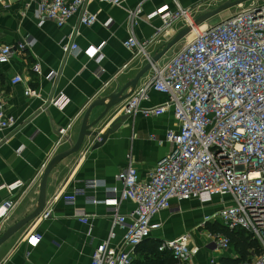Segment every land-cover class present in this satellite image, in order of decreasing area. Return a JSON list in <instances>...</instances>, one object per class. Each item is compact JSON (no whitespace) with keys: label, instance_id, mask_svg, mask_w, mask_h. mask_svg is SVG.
I'll return each mask as SVG.
<instances>
[{"label":"crops","instance_id":"obj_1","mask_svg":"<svg viewBox=\"0 0 264 264\" xmlns=\"http://www.w3.org/2000/svg\"><path fill=\"white\" fill-rule=\"evenodd\" d=\"M225 1L126 0L122 7H114L93 0L89 10L99 15V22L93 27L79 25L78 17L63 28L52 21L39 25L37 0H23L8 9H0V44L33 42L31 48L15 53L8 63L0 64V95L8 115L16 120L11 130L0 132V206L9 197L1 186L22 184L13 194L18 204L2 233L36 209L46 166L53 157L76 143L90 105L109 93L116 83L125 84L134 79L148 64V56L153 57L162 51L186 25L183 21L176 22L169 33L148 48V56L136 55L124 46L131 31L134 30L139 41H145L152 38L155 29L162 24L159 17L149 20L158 9L168 6L171 11H176L179 5L189 10L190 17L195 20ZM138 9L142 13L133 27L130 13ZM71 39L80 48L75 57L62 51ZM178 46H182L181 43L157 64L166 65L178 51ZM98 47L101 53L94 54ZM36 64L41 65L42 76L32 72ZM52 73H57V77L51 79L49 75ZM17 76L24 81L14 85L12 81ZM152 77V72L146 74L136 91L144 89ZM28 88L36 89L39 96L28 97ZM59 93L64 94L62 107L49 106L42 110L45 101ZM166 101V95L150 90L143 107L160 106ZM103 111L104 108H95L89 123L96 121ZM114 116L115 112H111L103 124L92 129L106 137L104 144L96 146L93 143L95 138H86L80 152L62 161L48 178L47 206L60 191L67 195L76 194V203L57 202L53 216L47 220L36 219L5 242L0 247V264H91L94 250L107 240L112 229V214L103 204L106 187L118 186V174L130 163L142 179H147L172 150L165 141L167 132L179 129L172 111L149 119L141 116L118 119ZM69 125L68 135L58 146L59 130ZM95 182L105 186L95 188ZM92 199L100 203L94 204ZM180 206L181 214L171 216L162 212L156 218L163 227L148 241L162 244L190 234V247L196 251L198 264H211L212 259L220 264H237L239 256L233 247L218 252L210 245L213 225L199 227L206 216L218 211V201L203 206L197 200H190ZM134 209L132 202H124L119 213L126 216ZM80 211L86 214V218L76 217ZM116 232L114 244L123 236L120 229ZM140 247L142 245L136 250V260L142 262L148 256L140 251ZM149 259L153 260V257L150 255Z\"/></svg>","mask_w":264,"mask_h":264},{"label":"built area","instance_id":"obj_2","mask_svg":"<svg viewBox=\"0 0 264 264\" xmlns=\"http://www.w3.org/2000/svg\"><path fill=\"white\" fill-rule=\"evenodd\" d=\"M22 1L0 0V9ZM92 1L37 0L36 17L39 25L52 21L63 28L78 17L79 25L93 27L99 22V15L89 10ZM99 1L122 7L126 0ZM177 6L176 11L164 6L149 16V20L159 17L162 22L152 38L139 41L132 30L124 43L136 55L148 56V48L169 33L176 22L183 21L191 28L181 49L166 65H152V79L118 107L114 116L149 119L172 111L179 124L178 130L168 131L165 136L172 150L147 179H142L130 163L118 174L119 185L106 187L103 204L112 214V229L107 240L94 250L91 264H135L137 248L163 227L156 218L162 212L171 216L181 214V203L190 200L203 206L213 205L217 200L218 211L206 216L199 227L221 225L232 232H247L259 242L262 253L244 264H264V2L242 4L237 7L239 12L219 24L205 23L197 28L192 27L194 20L189 10ZM141 13L140 9L130 13L133 27ZM73 32L75 35L76 30ZM73 40L63 47V54L73 57L79 54L80 48ZM31 46L33 42L29 40L16 45L0 44V64L8 63L15 53ZM93 53H101V48ZM31 70L39 76L43 74L40 64ZM57 75L52 73L49 77ZM23 81L17 76L12 83ZM150 90L166 95L167 101L160 106L143 107ZM26 94L30 98L39 96L32 88ZM63 99V93L50 97L42 110L49 106L60 109ZM15 124L0 95V132L11 130ZM70 128L71 125L59 130L58 146ZM93 143L104 144L102 134ZM21 185L1 186L9 197L0 206V234L17 207L13 194ZM100 185L95 182L94 187ZM76 200V194L60 191L39 218L47 220L53 216L54 205L59 201L74 204ZM92 202L100 203L95 199ZM124 202L135 205L126 216L119 213ZM76 217L86 218V214L80 211ZM117 229L123 236L114 244ZM190 238V234H185L166 241L159 250L168 251L173 264H198ZM210 239V245L218 252L232 247L231 239L222 233H212ZM211 264L220 263L212 259Z\"/></svg>","mask_w":264,"mask_h":264},{"label":"water","instance_id":"obj_3","mask_svg":"<svg viewBox=\"0 0 264 264\" xmlns=\"http://www.w3.org/2000/svg\"><path fill=\"white\" fill-rule=\"evenodd\" d=\"M254 0H227L222 3L217 9L204 13L203 15L197 17L193 21V28H197L202 26L203 24L210 21L215 16L229 11L231 9L237 8L242 4L251 2ZM191 28L185 27L166 45V47L158 52L153 57H150L148 64L136 75V77L125 84L116 83L115 86L110 90L109 93H105L103 97H100L96 101H94L90 107L88 108L81 125V130L78 136V139L75 144H71V148L67 151L61 152L57 154L55 157L51 159V161L46 166L42 179L40 182L39 188V198L36 209L27 215L25 218L16 222L12 226H10L4 233L0 235V247L7 242L10 238H12L15 234H17L20 230L25 228L27 225L35 221L40 217L42 212L47 206V182L52 171L60 165L62 161L67 159L68 157L75 155L80 152L83 147V144L86 138H96L99 135V131H92L93 128L103 124L108 115L111 112H115V110L121 105L126 104L129 98L136 92L137 86L140 80L150 72L152 65L157 64L167 53H169L175 46L179 45L184 39L190 34ZM104 108L103 113L99 116V118L93 123H89V118L91 112L95 108ZM123 119V117H118V119ZM107 126V125H106ZM104 142L106 137L102 135ZM101 145V144H96Z\"/></svg>","mask_w":264,"mask_h":264},{"label":"trees","instance_id":"obj_4","mask_svg":"<svg viewBox=\"0 0 264 264\" xmlns=\"http://www.w3.org/2000/svg\"><path fill=\"white\" fill-rule=\"evenodd\" d=\"M210 230L212 233H222L231 239V245L239 256L235 262L237 264L251 262L254 257H258L262 253L259 242L253 239V237L245 231L232 232L221 225H213ZM143 244L142 247H140V251L142 253H147L148 257L142 262L137 259L135 264H155L156 262L161 264H173L171 254L168 251L161 252L159 250L161 243L146 241V244ZM150 255L153 257V260L149 259Z\"/></svg>","mask_w":264,"mask_h":264},{"label":"rangeland","instance_id":"obj_5","mask_svg":"<svg viewBox=\"0 0 264 264\" xmlns=\"http://www.w3.org/2000/svg\"><path fill=\"white\" fill-rule=\"evenodd\" d=\"M257 2H260V3H263L264 2V0H256ZM237 12H239V9L238 8H235V9H231V10H229V11H225V12H223V13H221V14H219V15H217V16H215L214 18H212L210 21H208V25L209 26H213V25H217V24H219L220 22H222L223 20H225L229 15H234V14H236ZM183 42L184 41H182L181 42V45H183ZM179 47V49H181V47L182 46H178ZM177 47V48H178ZM176 48V49H177ZM178 49V50H179Z\"/></svg>","mask_w":264,"mask_h":264},{"label":"snow or ice","instance_id":"obj_6","mask_svg":"<svg viewBox=\"0 0 264 264\" xmlns=\"http://www.w3.org/2000/svg\"><path fill=\"white\" fill-rule=\"evenodd\" d=\"M35 242V240H33V243Z\"/></svg>","mask_w":264,"mask_h":264}]
</instances>
